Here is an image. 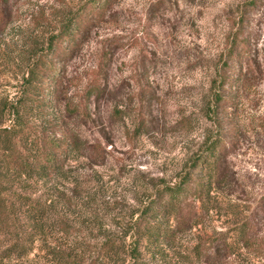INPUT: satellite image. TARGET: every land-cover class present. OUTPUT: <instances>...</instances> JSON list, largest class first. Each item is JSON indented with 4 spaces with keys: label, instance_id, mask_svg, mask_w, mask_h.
<instances>
[{
    "label": "rangeland",
    "instance_id": "1",
    "mask_svg": "<svg viewBox=\"0 0 264 264\" xmlns=\"http://www.w3.org/2000/svg\"><path fill=\"white\" fill-rule=\"evenodd\" d=\"M88 1L9 0L0 25V95L16 93L33 52ZM245 1L114 0L69 57L57 61L56 127L79 145L68 160L77 177L68 193L81 211L64 206L69 216L84 219L85 211L120 230L219 133L230 142L229 184L219 189L220 203L205 223L178 244L184 248L249 217L264 234V211L256 210L264 194V0L251 8ZM95 78L103 92L86 98ZM215 93L224 95L219 120L205 114ZM184 116L192 120L187 129L179 127ZM228 261L264 264V247Z\"/></svg>",
    "mask_w": 264,
    "mask_h": 264
},
{
    "label": "trees",
    "instance_id": "2",
    "mask_svg": "<svg viewBox=\"0 0 264 264\" xmlns=\"http://www.w3.org/2000/svg\"><path fill=\"white\" fill-rule=\"evenodd\" d=\"M113 1L89 0L33 52L16 93L0 95V264H234L228 261L234 253L264 247L255 218L235 222L184 248L178 244L183 234L205 223L220 203L219 189L229 184L230 142L219 133L209 137L205 150L178 180L156 188L124 225L118 224L120 230L92 221L85 211L80 219L79 213L69 216L65 210L64 206H76L81 211L68 193L77 182L68 160L79 145L73 134L56 127L59 118L53 109L60 83L56 63L69 57L79 35ZM8 2L0 0V25ZM261 3L246 0L244 6ZM238 41L245 43L243 38ZM100 82L92 80L84 96L102 94ZM223 98L215 93L214 107L207 104L205 114L213 113L219 120ZM179 123L187 129L192 120L184 116ZM256 210L264 211V194ZM96 227L98 233L93 234Z\"/></svg>",
    "mask_w": 264,
    "mask_h": 264
}]
</instances>
